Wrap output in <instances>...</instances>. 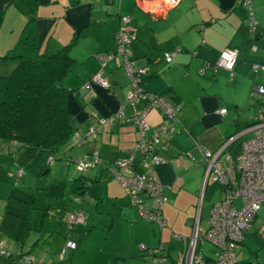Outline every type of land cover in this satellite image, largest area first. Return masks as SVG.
Wrapping results in <instances>:
<instances>
[{
    "label": "crops",
    "instance_id": "0c3cea01",
    "mask_svg": "<svg viewBox=\"0 0 264 264\" xmlns=\"http://www.w3.org/2000/svg\"><path fill=\"white\" fill-rule=\"evenodd\" d=\"M251 4L258 23L253 36L258 46L256 51L250 50L247 44L250 36L246 10L237 0H181L174 5L169 0H0V55L30 57L71 43L69 54L74 62L61 82L69 90L67 107L82 132L88 125H98L105 119L99 134L80 144L81 156L96 150L100 158V164L88 171L85 181L91 184L84 196L87 205L94 208L100 202H112L116 207L113 215L120 216L132 228L139 224L140 215L114 178L110 166L134 146L138 132L133 125L107 119L121 108L126 114L131 112L127 100L130 79L122 66V56L116 54L120 17L131 18L136 39L129 45V58L135 61L136 67H146L140 82L142 88L180 105L177 113L180 130L172 136L161 134L158 149L165 162L155 168L158 180L169 187L163 207L166 226L158 232L152 228V233L143 238L152 246L144 244L149 250L164 246L163 264L177 260L183 253L184 248L173 236L191 235L198 195L206 189L203 188L205 163L199 146L218 150L247 128L257 114L252 110L250 91L264 83L261 72H254L251 66L264 65V0H251ZM226 48L239 52L232 77L226 69L213 67ZM166 51L175 52L170 62L164 58ZM102 54L114 55L101 70L110 83L108 89L91 83L93 75L101 69ZM13 66L12 62L0 66V74L8 73ZM87 84L91 85L93 94L83 88ZM225 88L232 91L231 96H225ZM4 90L5 84L0 83V101ZM255 100L259 103L258 112L264 100ZM222 108L226 109L224 114L219 112ZM146 118L155 126L162 119L161 112L152 109ZM72 139L75 141L71 147L77 140ZM3 144L0 146L1 177L21 178L24 172L15 176L11 171L10 156L14 154ZM230 146L225 149L226 153L233 150ZM23 151L14 155V159ZM37 152L46 158V152L36 148L27 152L24 160L35 158ZM48 164L51 163L47 160L45 166ZM199 218L201 226H205L206 221L202 224L201 215ZM87 231L88 235L90 230ZM244 239L238 251L239 263L264 264V243L247 247L250 256L244 259ZM75 243L78 248L80 241ZM133 248L129 246L119 253L122 256ZM140 253L143 258H136L139 264H160L147 250ZM205 256L213 260L214 248L211 255L205 253Z\"/></svg>",
    "mask_w": 264,
    "mask_h": 264
},
{
    "label": "built area",
    "instance_id": "2783aa9c",
    "mask_svg": "<svg viewBox=\"0 0 264 264\" xmlns=\"http://www.w3.org/2000/svg\"><path fill=\"white\" fill-rule=\"evenodd\" d=\"M179 1L181 0H169L172 5ZM237 2L246 10V28L250 38H253L258 23L254 17L251 0H237ZM130 23L129 16L120 17L116 34V54L122 56V66L130 79L127 100L131 112L126 114L124 108H121L107 119L135 126L138 139L132 148L116 158L110 169L141 217L162 229L166 226L163 207L168 200L165 191L169 187L163 185L156 175V166L165 162L159 153L158 143L161 134L172 136L180 130L177 119L180 105L164 95L150 93L142 88L140 82L146 67H136L135 61L129 58V45L136 39L135 30ZM249 46L252 51L258 48L255 40ZM174 55V51L164 52L167 62H170ZM238 55L237 49L226 48L221 51L213 67L226 69L232 77ZM113 56V54L100 55L101 69L93 75L92 84L105 89L110 87L109 81L102 75L101 70ZM251 69L254 72H264V65L255 64L251 66ZM83 88L93 94L90 84ZM253 91L264 97V85H257ZM152 109H158L162 117L159 124L155 126H152L146 118ZM219 112L224 114L226 109L222 108ZM104 122L105 119L98 125L90 124L83 132L79 129L75 130L73 133L77 139L75 144H84L89 137L98 135ZM248 133H250L249 136L240 142L236 153H226L225 149L230 144ZM10 144H8L9 149L13 152L16 143ZM199 149L205 163L204 182L206 185L211 182L219 186L220 199L212 205L210 217L205 226H201L198 215L189 237L173 236L181 243L184 250L177 260L167 264H240L238 256L240 246L249 227L256 219L258 210L264 206V101L261 102L252 123L242 132L228 139L218 150L211 151L200 146ZM47 160L51 162L52 156H49ZM74 164L79 171H85L99 165L100 158L97 151L93 150L88 155L74 159ZM21 173L22 170L19 169L18 175ZM80 199L75 197L74 201L77 203L81 201ZM84 219L81 209L75 207L66 224L72 228L75 224L84 222ZM205 241L214 248L215 257L211 261L201 249ZM77 246V243L68 239L58 258L63 260L67 250H74ZM140 249L147 250L155 262L164 263L165 256L161 252L164 246L149 250L144 244H140ZM20 253L8 252L0 242V264H46L43 257ZM12 255L16 256L12 257Z\"/></svg>",
    "mask_w": 264,
    "mask_h": 264
},
{
    "label": "rangeland",
    "instance_id": "374dc122",
    "mask_svg": "<svg viewBox=\"0 0 264 264\" xmlns=\"http://www.w3.org/2000/svg\"><path fill=\"white\" fill-rule=\"evenodd\" d=\"M260 76L261 82L264 83V72H261ZM224 94L229 97L232 91L225 88ZM250 96L253 102L252 110L256 114L259 103L255 98L261 100L264 97L253 89ZM248 136H242L237 144ZM72 141L75 140L71 138L60 148L47 167V157L45 158L43 153L37 152L35 158L24 160L27 152L35 150V147H28L32 149L23 151L16 160L11 154V171L16 176L21 169L24 175L10 180L0 175V241L3 247L13 254L23 251L43 257L46 264H139L136 258H143L140 244L152 247L143 238L152 233V228L157 232L160 228L143 219L140 214L139 224L131 228L120 216L113 215L116 207L112 202H100L96 208L94 205H87V197L80 195L78 186L88 179V171L96 165L79 171L73 160L83 156L80 153L82 149L77 143L71 147ZM85 183L87 190L91 183L89 180ZM205 188L206 191L203 190L198 195L195 206V216L201 215L202 224L209 219L212 205L220 199L217 184L208 182ZM75 197L81 198V201L76 203ZM75 207L81 209L85 219L70 228L66 221ZM92 225L95 228H91ZM87 230H90L88 235ZM68 239L80 241L79 247L67 250L64 259L60 260L58 254ZM256 242L264 243V206L258 210L257 217L245 236L244 259L250 256L247 247L252 248ZM129 246H134L132 252L121 256L119 252ZM212 248L213 245L207 241L202 244L204 254L211 255Z\"/></svg>",
    "mask_w": 264,
    "mask_h": 264
},
{
    "label": "trees",
    "instance_id": "16d2710c",
    "mask_svg": "<svg viewBox=\"0 0 264 264\" xmlns=\"http://www.w3.org/2000/svg\"><path fill=\"white\" fill-rule=\"evenodd\" d=\"M254 40L250 38L247 44ZM70 46L71 43L30 57L0 55V66L14 63L8 73L0 74V83L5 84L0 101V146L5 142L10 151V143L15 142L12 152L15 156L35 147L44 150L47 159L52 156L54 160L78 129L67 107L69 90L61 85L74 62ZM239 147L240 143L235 141L229 148L236 153ZM86 187L84 182L79 187L81 196L85 195Z\"/></svg>",
    "mask_w": 264,
    "mask_h": 264
},
{
    "label": "water",
    "instance_id": "95a60500",
    "mask_svg": "<svg viewBox=\"0 0 264 264\" xmlns=\"http://www.w3.org/2000/svg\"><path fill=\"white\" fill-rule=\"evenodd\" d=\"M205 186H206V184H205V182H203V188H205Z\"/></svg>",
    "mask_w": 264,
    "mask_h": 264
}]
</instances>
